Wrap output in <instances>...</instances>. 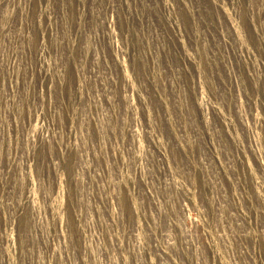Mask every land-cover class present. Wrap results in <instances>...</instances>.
I'll return each mask as SVG.
<instances>
[{
  "label": "rangeland",
  "instance_id": "rangeland-1",
  "mask_svg": "<svg viewBox=\"0 0 264 264\" xmlns=\"http://www.w3.org/2000/svg\"><path fill=\"white\" fill-rule=\"evenodd\" d=\"M0 264H264V0H0Z\"/></svg>",
  "mask_w": 264,
  "mask_h": 264
}]
</instances>
